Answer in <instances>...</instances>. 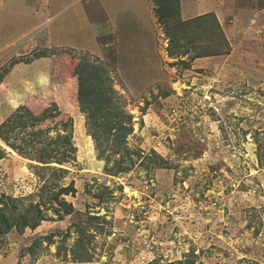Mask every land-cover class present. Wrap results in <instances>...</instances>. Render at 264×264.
I'll list each match as a JSON object with an SVG mask.
<instances>
[{"label":"rangeland","instance_id":"rangeland-1","mask_svg":"<svg viewBox=\"0 0 264 264\" xmlns=\"http://www.w3.org/2000/svg\"><path fill=\"white\" fill-rule=\"evenodd\" d=\"M158 2L0 0V125L25 104L36 148H72L59 164L0 138V207L45 216L0 234V264H264V0H175L215 21L174 41ZM84 58L118 117L80 110Z\"/></svg>","mask_w":264,"mask_h":264},{"label":"trees","instance_id":"trees-1","mask_svg":"<svg viewBox=\"0 0 264 264\" xmlns=\"http://www.w3.org/2000/svg\"><path fill=\"white\" fill-rule=\"evenodd\" d=\"M175 0H159V10H160V15L161 14H170V21L172 23L167 25V27H172L170 31L172 30V34L170 35V38L174 41L177 40L178 38H181L180 36L185 35L186 32L191 30L193 26L200 24L199 21H202L206 17H212L213 20L215 21L213 17V13H208V14H202L200 16H197L193 19L190 20H176L173 16L172 13H174V9L172 6V2ZM169 21V22H170ZM180 35V36H178ZM184 37V36H183ZM187 36H185L186 38ZM189 37V36H188ZM173 43V42H172ZM174 45L178 46L175 42ZM174 53V51H170V54ZM214 53H222V52H212L208 53L207 55H212ZM42 54V53H40ZM200 55H206L205 52L200 53ZM82 65L80 68V72L77 75V82L82 83L83 85L80 87L78 84V88L76 91V100L77 104L80 108V110L84 113H87L88 115L90 114L91 118H95L96 114H103V113H108L114 116L113 118L118 117L119 111L117 110L118 108L114 107L113 111L108 110V104L112 102V92L113 90L107 89L105 85H103V81L109 80L106 74H103L101 72V69L103 71V68L100 69V67H96L93 64H90L85 58L82 59ZM84 92V93H83ZM85 99V100H84ZM106 109V110H105ZM42 122V118L38 115L35 114L31 111L30 108H28L25 104H20L17 107V110L12 113L6 120L5 123H2L0 125V138L5 142L6 147H11L13 150H15L18 154H23L24 151L27 149H30V151H35V149H32L33 147L36 148V145L34 144L35 139L38 138V136L43 135L44 133L48 132L46 128H41L39 126L40 123ZM67 123V122H66ZM68 124L70 125L71 123L68 121ZM118 128L116 131H119L120 128L124 129V125H122L121 122L117 121ZM38 125L37 128L34 130V132H28L27 137L23 139V142L21 145L16 144L14 142V139L16 138L14 133H22L25 131L26 128H29L31 126ZM49 128V127H47ZM33 135H35V138ZM124 136V134H121ZM120 136V134H119ZM35 138V139H34ZM58 142H61L62 144H67L68 147L64 150V153L61 154L60 157L54 154L52 156V153H54L55 149H48L45 146L36 148V149H41L42 148V155L40 156L41 160H51L53 162V159L57 158V162L59 164H62V162L68 161V158L70 157L69 151L72 150L70 148V139L69 136H62L58 135ZM37 142H40L38 139ZM65 147V146H64ZM57 151L59 150L58 147H56ZM69 148V149H68ZM56 151V152H57ZM60 154V153H59ZM74 189L73 186H65V187H60L58 186L57 190H54L52 188V192H55L53 197L51 199L56 200L58 199V195L61 193H68ZM8 200H10V208H8L7 213L8 216H6V212L4 211V207L7 203V201L3 202V207H0V234L8 232L11 228L15 227L18 230H23L25 227H36L39 225L40 221L45 219L44 214L41 213V209L37 204H29L26 209L18 213L17 211V203L16 199L7 196L6 197ZM60 204L64 205V208L66 207V202H60ZM70 205H68L69 209ZM56 214L59 213V210L57 208L54 209ZM58 217H60L58 215ZM98 219V216L91 215L89 216V221ZM81 231V230H79ZM82 232V231H81ZM44 239L47 241H51L50 236H44ZM39 242H33L30 246L26 247L25 250L27 253H34V248L37 246ZM84 252H81L80 254H76L74 256L75 259L79 258H86L85 256H82ZM23 264V263H20Z\"/></svg>","mask_w":264,"mask_h":264},{"label":"crops","instance_id":"crops-1","mask_svg":"<svg viewBox=\"0 0 264 264\" xmlns=\"http://www.w3.org/2000/svg\"><path fill=\"white\" fill-rule=\"evenodd\" d=\"M196 3H197V2H196ZM206 3H207V2H205L204 5H205ZM210 7H211V5H210ZM192 11H194V10H192ZM201 13H202V12H201ZM216 15H218V14H216Z\"/></svg>","mask_w":264,"mask_h":264}]
</instances>
